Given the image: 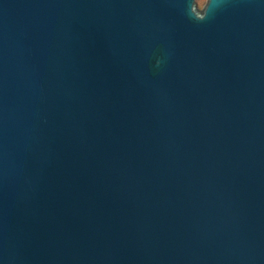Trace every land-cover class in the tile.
<instances>
[{
  "label": "water",
  "instance_id": "obj_1",
  "mask_svg": "<svg viewBox=\"0 0 264 264\" xmlns=\"http://www.w3.org/2000/svg\"><path fill=\"white\" fill-rule=\"evenodd\" d=\"M0 264H264V0H0Z\"/></svg>",
  "mask_w": 264,
  "mask_h": 264
}]
</instances>
